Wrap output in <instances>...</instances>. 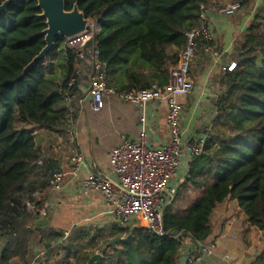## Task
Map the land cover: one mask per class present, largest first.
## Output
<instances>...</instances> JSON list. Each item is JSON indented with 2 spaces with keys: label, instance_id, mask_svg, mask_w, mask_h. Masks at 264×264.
<instances>
[{
  "label": "trees",
  "instance_id": "16d2710c",
  "mask_svg": "<svg viewBox=\"0 0 264 264\" xmlns=\"http://www.w3.org/2000/svg\"><path fill=\"white\" fill-rule=\"evenodd\" d=\"M235 2L239 8L251 5L250 0ZM259 2L234 69L218 78L220 93L203 153L189 160L174 200L163 211L164 230L182 231L196 244L209 238V218L226 199L264 234V0ZM209 3L64 0V7L76 6L97 25L87 45L98 52L107 87L122 94L168 84L185 34L197 26L200 7ZM36 5V0H20L0 13V263L26 262L35 243L43 252L40 264H87L95 254L102 260L93 264H178L181 243L137 225L117 224L105 231L81 227L67 237L61 230L29 226L27 221L38 219L35 207L43 206L49 179L59 171L52 159L42 160L43 139L65 140L77 119V82L71 87L69 82L80 61L65 48L58 60L57 47L64 42L58 40L46 59L30 66L45 47V20ZM179 200L188 206L178 209Z\"/></svg>",
  "mask_w": 264,
  "mask_h": 264
},
{
  "label": "crops",
  "instance_id": "0c3cea01",
  "mask_svg": "<svg viewBox=\"0 0 264 264\" xmlns=\"http://www.w3.org/2000/svg\"><path fill=\"white\" fill-rule=\"evenodd\" d=\"M260 1V0H259ZM234 0H210L211 4L228 5ZM260 3V2H258ZM255 1L250 7L242 8L232 17L208 12L210 23L211 47L215 54L204 51L201 45L190 63L192 91L180 98L182 116L180 129L182 139L202 137L207 134L215 116L214 101L220 93L218 78L223 69L235 63L236 51L248 28ZM92 68L85 63L77 78V93L74 99L77 107V119L72 123L67 138L52 137L43 139L42 160L52 159L59 171L65 175L64 185L58 194L48 191L44 204L47 206L48 219L32 220L31 227H49L54 230L70 232L76 228L108 230L118 224L97 192L86 191L82 181L88 174H100L113 179L108 155L112 148L124 139L135 140L139 132L140 109L115 97H106L105 106L99 112H93L89 105V80ZM167 106L164 100L150 102L145 110L149 147H159L169 142L166 125ZM78 154L82 165L74 177L69 174L70 158ZM184 155L179 179H182L189 163ZM58 171V172H59ZM231 206L240 216H213L215 210ZM222 213H226L222 210ZM225 215V214H223ZM30 221V222H32ZM209 224L211 234L205 242L215 244L213 255L201 264H264V234L247 223L246 217L238 209L236 202L226 199L213 210ZM4 241L0 238V254ZM27 264H31V255L36 264L43 260V252L35 243L29 245ZM199 251L192 240H184L179 251L178 264H190L189 259ZM35 261V260H34ZM20 264L14 258L10 264ZM26 264V263H25Z\"/></svg>",
  "mask_w": 264,
  "mask_h": 264
},
{
  "label": "built area",
  "instance_id": "2783aa9c",
  "mask_svg": "<svg viewBox=\"0 0 264 264\" xmlns=\"http://www.w3.org/2000/svg\"><path fill=\"white\" fill-rule=\"evenodd\" d=\"M239 2L228 5L211 4L202 5L197 26L185 34L186 44L178 54L175 67L169 71V82L164 87L155 85L150 88L117 94L107 87L105 74L98 62V52L87 43L95 32L88 31L80 36L64 40L63 48L74 51L79 64L69 82V87L77 82V78L85 63L92 68L89 80V105L93 112L101 111L105 106L106 97H115L124 103L132 104L140 109L139 132L135 140L124 139L119 145L112 148L108 161L112 168L113 179L100 175L88 174L82 181L86 191L97 192L103 199L109 213L117 218L121 226L136 223L149 233L159 237L168 236L176 242L192 240L182 231L166 232L163 224V211L174 200L180 185L179 171L184 155L189 159L200 156L207 134L202 137L182 139L180 119L182 105L180 98L189 94L193 83L189 73L190 63L201 45L204 51L214 55L211 47L210 23L208 12H214L226 17H232L239 9ZM97 25L95 24V31ZM80 47V49H76ZM235 63L230 64L224 71L234 69ZM71 96L69 100H74ZM164 100L167 106L166 125L169 132V142L159 147H149L148 130L145 110L150 102ZM71 169L69 174L76 176L82 165V157L75 154L70 158ZM65 175L59 171L49 179V190L58 194L64 185ZM28 207V204L26 205ZM39 216H46L47 206L43 204L37 210ZM69 232H65L67 237ZM198 255L189 259L190 264H201L206 258L213 255L215 244L203 242L196 244ZM1 264V263H0Z\"/></svg>",
  "mask_w": 264,
  "mask_h": 264
},
{
  "label": "water",
  "instance_id": "95a60500",
  "mask_svg": "<svg viewBox=\"0 0 264 264\" xmlns=\"http://www.w3.org/2000/svg\"><path fill=\"white\" fill-rule=\"evenodd\" d=\"M20 0H6L0 5V13L5 12ZM36 8L41 12L39 17L45 20L46 29L42 32L45 47L31 62L30 66L43 61L48 54L56 48L58 40H69L85 34L91 24L75 6L71 11H66L64 0H36ZM120 239L110 242L106 248L116 245ZM102 256L95 254L87 264L100 263Z\"/></svg>",
  "mask_w": 264,
  "mask_h": 264
},
{
  "label": "rangeland",
  "instance_id": "374dc122",
  "mask_svg": "<svg viewBox=\"0 0 264 264\" xmlns=\"http://www.w3.org/2000/svg\"><path fill=\"white\" fill-rule=\"evenodd\" d=\"M236 0H234V2H235ZM251 1V3H253V1H255V5H256V7L259 5V0H250ZM233 3V2H232ZM240 10H242V8H239L238 10H237V12L238 11H240ZM253 10H255V8L254 9H252V11ZM236 12V13H237ZM88 32L89 33H91V32H95V24L94 23H92L91 22V24H90V26H89V28H88ZM62 44L60 43L59 45H58V47H57V51H56V53H58L57 54V59L59 60V52L62 50ZM76 49H80V47H77ZM57 76V75H56ZM78 103V102H77ZM31 180V179H30ZM34 198L38 201L41 197H40V194H37V192H36V194L34 195ZM24 203L27 205L28 204V207L26 206V209H27V211H31V209H32V204H31V202H30V198H26V196H25V198H24ZM188 206V203L185 201V202H182V201H178L177 202V208L178 209H182V208H185V207H187ZM42 207V206H41ZM40 207V208H41ZM39 209V207H35V211L37 212V210ZM222 210H225L226 211V213H222ZM30 213V212H29ZM28 214V213H27ZM38 214V213H37ZM223 214H225V215H223ZM213 216H240L238 213H237V211H233V209H232V207L231 206H229V207H224V208H221L220 209V211L219 210H215L214 211V213H213ZM36 218H38V219H43V220H47L48 219V211H47V213H46V216H37ZM31 220H29V221H27V222H29V224L30 223H33V221L32 222H30ZM133 225H137L136 223H132ZM31 225V224H30ZM35 260V261H34ZM27 264V262H24V263H20V264ZM29 263H31V264H36L37 263V260L35 259V256L34 255H31V258H30V262ZM13 264H15V263H13Z\"/></svg>",
  "mask_w": 264,
  "mask_h": 264
}]
</instances>
